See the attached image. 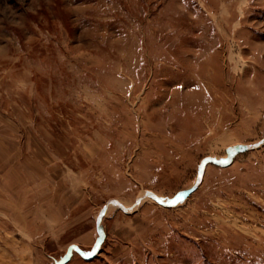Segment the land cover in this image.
<instances>
[{"label":"rangeland","instance_id":"374dc122","mask_svg":"<svg viewBox=\"0 0 264 264\" xmlns=\"http://www.w3.org/2000/svg\"><path fill=\"white\" fill-rule=\"evenodd\" d=\"M0 264H264V0H0Z\"/></svg>","mask_w":264,"mask_h":264}]
</instances>
